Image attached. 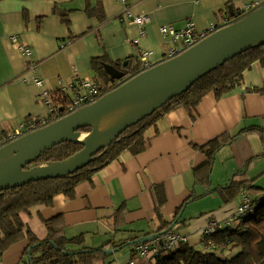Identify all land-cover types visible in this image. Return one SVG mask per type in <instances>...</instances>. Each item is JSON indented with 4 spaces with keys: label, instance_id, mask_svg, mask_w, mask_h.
<instances>
[{
    "label": "crops",
    "instance_id": "obj_1",
    "mask_svg": "<svg viewBox=\"0 0 264 264\" xmlns=\"http://www.w3.org/2000/svg\"><path fill=\"white\" fill-rule=\"evenodd\" d=\"M253 1L257 0H90L97 10L88 16L84 0H0V129L7 133L20 122L49 120L51 113L42 92L63 91L71 97L76 75L97 82L92 58L122 64L131 58L139 60L140 51L148 49L153 52L149 58L153 66L164 61L172 46L161 37L160 24L181 28L192 19L196 30L202 31L210 23L225 24L229 19L227 6L238 11ZM125 5L132 13L149 14L150 21L144 27L131 23L124 15ZM60 12H67L69 25L57 15ZM11 35H17V40L31 49L30 58L17 50ZM30 60L36 64L35 73L28 68ZM34 75L41 78V85L32 81ZM251 125L264 127V67L258 61L243 71L239 84L220 97L209 92L194 107L167 113L146 132L143 151L120 154L97 171L91 182L79 183L72 198L59 194L50 206L31 207L22 214L24 224L43 239L48 231L45 222L55 218L52 223L63 228L64 236H81V245L67 247L78 249L152 234L161 228L162 220L174 219L173 227L178 228H172L187 237L185 243L201 248V229L209 219L221 220L233 214L241 192L227 203L212 196L217 192L207 193L201 198L215 202L205 205L200 215L187 212L192 201L180 208L193 192H205L194 178V169L205 161V154L196 146L223 132L232 136ZM246 136L239 134L231 144L218 149L209 190L225 186L229 176L253 156ZM178 210L181 214L175 217ZM26 245L25 239L13 244L0 262L18 264L20 250ZM131 245L116 246L105 264H127L133 256ZM152 261L142 259L140 264Z\"/></svg>",
    "mask_w": 264,
    "mask_h": 264
},
{
    "label": "trees",
    "instance_id": "obj_2",
    "mask_svg": "<svg viewBox=\"0 0 264 264\" xmlns=\"http://www.w3.org/2000/svg\"><path fill=\"white\" fill-rule=\"evenodd\" d=\"M84 1L85 14L94 15L97 5L92 6L90 0ZM233 11L235 12L233 16H230V12H228V21L237 20L243 14L242 10L233 9ZM66 13L60 12L57 15L66 25H69V18ZM255 61L264 67V42L248 47L229 57L223 64L205 73V75L203 74L187 90L165 101L152 112L123 128L111 142L90 155L85 164L75 171L0 190V257L10 246L25 239L27 245L23 255H26V264H105L110 255L107 252L108 249L125 245L127 241L139 238V236H133L122 242L108 241L96 248L80 246L78 249H69L67 247L70 244H82L81 236L67 238L64 236L62 227L54 226L52 222L55 218H53L45 222L48 228L47 235L43 239H39L29 229L28 225L24 224L22 214L28 213V210L36 205H52L54 196L59 194L72 198L79 183L91 182L97 171L109 162L118 159L120 154L125 151L130 154L143 151L147 145L146 132L150 128H154L167 113L178 108L190 109L209 92L220 97L239 84L242 80L243 71L250 69ZM103 64L111 65L99 57L92 58L90 65L95 72V78L98 80L99 91L104 93L113 90L114 87L130 76L142 71L137 57L129 59L124 65L116 62V66L112 65L119 69L123 76L120 79L111 80ZM258 91L262 92L261 89ZM52 99L65 104L69 97L57 91L53 93ZM90 129L91 126L87 125L81 127L79 131L89 132ZM242 133L261 135L264 133V127L257 125L243 127L232 136L228 132H223L206 143L196 146L205 154V161L194 169V178L195 183L200 184L205 192L201 195H196L193 192L183 201V204H180V208L209 192L219 193L221 202L227 203L235 200L239 193L244 191L247 194L255 195L250 209V211L253 210V214L239 216L229 225L217 229L211 235L202 234L201 248H196L182 241L180 246L177 244L167 250H162L153 257L152 264H264V187L255 185V178H250L247 171L251 160L263 156L264 152L247 159L241 170L232 173L225 186H215L209 190V176L216 152L220 147L231 144L236 139L235 137ZM82 147L83 144L78 141H63L41 152L38 158H35L25 167L63 161L80 151ZM159 207L157 204L156 210L158 212ZM178 213L179 210L175 217ZM173 220L168 222L162 220V226L158 231L168 228ZM173 228L172 230L175 231ZM135 245L137 243H133L131 246L134 248Z\"/></svg>",
    "mask_w": 264,
    "mask_h": 264
},
{
    "label": "water",
    "instance_id": "obj_3",
    "mask_svg": "<svg viewBox=\"0 0 264 264\" xmlns=\"http://www.w3.org/2000/svg\"><path fill=\"white\" fill-rule=\"evenodd\" d=\"M231 7V5L227 6L230 16H233L235 12ZM263 42L264 4L237 20L230 21L225 26L215 30V32H211L177 56L158 62L150 68L130 76L114 87L113 90L105 92L94 102L83 105L63 115L62 118H57L1 146L0 150L10 144L20 142L19 147L12 152L11 156L0 162V190L75 171L85 164L90 155L111 142L123 128L152 112L165 101L187 90L203 74L205 75V73L223 64L229 57ZM125 63L127 62L125 61L122 64ZM103 66L110 75L111 80L120 79L123 76V73L114 66L109 64H103ZM150 96H157V98L149 109L138 113L139 108H136V115L123 122L121 126L117 125L118 127L114 126L113 128L94 132L91 123L98 116L123 102H139ZM87 125L91 126V129L86 133H91V136L81 140L79 136L84 132L79 131V129ZM107 134H113V137L106 144L98 146L89 154V142H93L94 139ZM66 140L78 141L83 144V147L63 161L46 163V166L42 168L37 165V167H25L35 158H38L41 152ZM68 159H72L70 164L63 168L50 166ZM180 211L177 217L181 214ZM175 223L176 220H173L168 228L127 241L125 245L158 237L168 230L171 231ZM116 250V248L108 249L107 252L111 253Z\"/></svg>",
    "mask_w": 264,
    "mask_h": 264
},
{
    "label": "built area",
    "instance_id": "obj_4",
    "mask_svg": "<svg viewBox=\"0 0 264 264\" xmlns=\"http://www.w3.org/2000/svg\"><path fill=\"white\" fill-rule=\"evenodd\" d=\"M123 3H125L126 0H120ZM261 0L253 1L251 3H247L243 6V14L245 13L247 9H250L251 6L256 8L258 6H261L262 4H259ZM124 15L127 19L131 21V23L138 25L140 27H144L146 23L150 21L149 14L146 13H132L131 10L128 8L127 5H125ZM185 25L181 28H175L172 24L166 23V24H160L158 26L159 32L162 35L161 37L168 39L171 41L172 46L168 48L167 53L165 54V58L169 59L174 56H177L184 50L188 49L189 47L193 46L194 44L198 43L201 39L206 37L211 32H215L220 27L225 26L229 22H225V24H215L210 23L209 27L206 30H196L195 23L192 19H187L186 22H184ZM10 38L12 39V42L15 43V47L17 50L22 54L27 56L28 58L31 57L32 51L31 49L24 45L22 42H19L17 40V35H11ZM152 51L148 49H142L139 53V63L141 64L142 70H146L152 66L150 63V59L152 56ZM36 64L34 61L30 60L29 62V69L32 73H35ZM33 82L36 85H41L42 80L39 76L34 75ZM71 87L73 89V95L71 97L68 96L66 92L61 91L60 93H63L64 95H67L69 97L68 102L65 104L54 101L52 99L53 94L42 92L44 97H46L48 106L50 109L51 117L49 120H46L44 122L40 120H29L26 122H20L18 123L11 132L3 133L0 129V148L1 146L7 144L8 142H11L12 140H15L19 138L20 136L32 132L48 122H52L56 120L57 118H62L63 115L68 114L75 109L83 106L88 105L89 103L94 102L97 100L101 95L104 94V92L99 91V84L96 82L93 78L89 77H80L76 75L73 78V82L71 84ZM241 198L238 202L239 205L236 207L233 214L229 215V217L221 220H214L209 219L207 224L203 227L201 235H211L213 232H215L219 228H223L224 226L229 225L231 222L236 220L239 216H245L247 215V212L250 211L252 207V201L254 199L255 195L247 194L246 192H241ZM257 197V196H256ZM187 237L180 234L178 231H173L171 229L166 231V233L152 238L148 241L138 242L137 245H135L133 249V258H129L127 264H140L142 259H148L155 257L159 254L162 250H167L171 248V246L177 245L179 242L185 241L186 242Z\"/></svg>",
    "mask_w": 264,
    "mask_h": 264
},
{
    "label": "bare ground",
    "instance_id": "obj_5",
    "mask_svg": "<svg viewBox=\"0 0 264 264\" xmlns=\"http://www.w3.org/2000/svg\"><path fill=\"white\" fill-rule=\"evenodd\" d=\"M157 96H150L147 98L142 99L139 102L135 101H126L122 104L117 105L116 107L106 111L101 116H98L95 120L92 121L91 125L94 130V132H98L104 129L113 128L114 126H121V124L127 120H129L131 117L136 115L135 109L139 108L138 113L140 111L149 109L156 101ZM118 127V126H117ZM114 130V129H113ZM91 136V133H82L79 136V139L84 140L89 138ZM113 137V134H107L101 137H98L94 139L93 142H89V154L90 152L94 151L98 146L102 144H106L111 138ZM20 142H16L13 144H10L6 146L5 148L0 150V162L9 158L14 150H16L19 147ZM72 159H68L64 162L60 163H54L51 164V167L55 168H63L70 164ZM253 214V210L247 212V215Z\"/></svg>",
    "mask_w": 264,
    "mask_h": 264
},
{
    "label": "rangeland",
    "instance_id": "obj_6",
    "mask_svg": "<svg viewBox=\"0 0 264 264\" xmlns=\"http://www.w3.org/2000/svg\"><path fill=\"white\" fill-rule=\"evenodd\" d=\"M242 3H243V1H242ZM256 8L247 9L245 13H249ZM244 15L245 14H242L241 16H244ZM246 137H247V140L250 144V148H251L250 150H252V155L259 154L260 152H264V133H261V135L249 133L248 136H246ZM220 160L222 161V158ZM37 166L42 168V167L46 166V163L39 164ZM247 171H248V176H250V178L255 177V179H254L255 185H257V186L259 185V186L264 187V155L259 157V158L252 159L250 162V165L247 168ZM209 178H210V176H209ZM214 179H215V181L220 180V178H217V177H214ZM210 181H211V178H210ZM211 183H213V180L211 181ZM212 196L220 199L219 193H215ZM236 200H240L239 197L236 198ZM214 202L215 201L212 198H209L206 200L203 198L196 199V201L194 200L189 204L190 206L188 207L187 212L195 214V215H200V213H201L202 209H204L203 207H205V205H214L213 204ZM174 228L176 229L178 227L175 226ZM20 251L22 254H20L18 264H23V262H25L27 260V258H26V255H23L24 250H20ZM0 264H2V263L0 262Z\"/></svg>",
    "mask_w": 264,
    "mask_h": 264
}]
</instances>
